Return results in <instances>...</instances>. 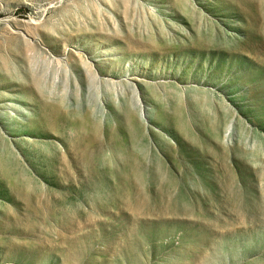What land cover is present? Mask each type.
I'll return each mask as SVG.
<instances>
[{"label": "rangeland", "instance_id": "obj_1", "mask_svg": "<svg viewBox=\"0 0 264 264\" xmlns=\"http://www.w3.org/2000/svg\"><path fill=\"white\" fill-rule=\"evenodd\" d=\"M0 264H264V0H0Z\"/></svg>", "mask_w": 264, "mask_h": 264}]
</instances>
